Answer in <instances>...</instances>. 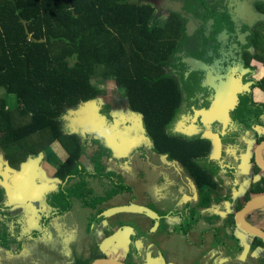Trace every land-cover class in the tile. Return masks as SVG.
I'll list each match as a JSON object with an SVG mask.
<instances>
[{
	"label": "trees",
	"instance_id": "16d2710c",
	"mask_svg": "<svg viewBox=\"0 0 264 264\" xmlns=\"http://www.w3.org/2000/svg\"><path fill=\"white\" fill-rule=\"evenodd\" d=\"M153 1L0 0V87L16 100L10 108L0 97V146L17 145L15 151L6 154L13 167L60 141L68 155L56 174L63 178L81 174V138L66 133L62 120L71 107L99 95L92 78L100 66L103 76L113 77L117 86L124 88L122 97L141 115L153 149L185 167L199 186L215 188L212 174L216 169L201 161L209 151L208 140L168 130L181 106L183 90L193 92L187 83L185 62L174 55L177 44L185 43L190 35L186 31L187 14L171 11L160 23ZM254 7L264 14V0H255ZM183 8L197 23L194 33L200 45L199 50L188 54L208 62L211 57H206L204 50L215 49L222 30L227 33L228 44L236 30L235 22L240 20L234 18L225 0H183ZM207 21H211L209 30ZM248 44L256 52L245 51L244 60L252 56L264 60V20L254 23ZM172 60L177 62L170 72ZM196 73L189 74L194 75V86L200 85L195 79L200 74ZM109 106L104 104L98 110L105 121L109 120ZM263 106L243 98L232 117L239 123L250 119L264 123ZM34 133L40 139L36 140ZM99 147L100 154L109 151L106 144ZM261 184L264 177L252 185L246 200L251 192H264ZM81 189L79 183L67 190L70 195L81 196ZM64 192L55 196L57 204L66 203ZM259 245L264 247V241L256 237L252 248ZM260 263L264 264V259Z\"/></svg>",
	"mask_w": 264,
	"mask_h": 264
},
{
	"label": "rangeland",
	"instance_id": "374dc122",
	"mask_svg": "<svg viewBox=\"0 0 264 264\" xmlns=\"http://www.w3.org/2000/svg\"><path fill=\"white\" fill-rule=\"evenodd\" d=\"M137 1L146 2L148 0ZM232 1L237 3V6L235 7L236 9H233L234 11L237 10V16L242 17L243 19H247L246 17L252 16L255 18L253 23L259 20H264V14L254 10L253 4L251 3L253 0ZM152 4L156 5V12L160 14L158 20L160 23L165 22L171 11H179L182 14L185 13L188 15L186 17L188 22V29L186 31L188 33L190 32V35L189 37H186L185 43L177 44L176 51L174 52L175 56L180 57L181 60L184 61L185 57L190 56L188 54L189 51L199 49V47L196 45L198 44V39L194 33L197 25L193 21L194 28L190 26V22L192 20L189 16H191V14L185 12L183 8V0H154ZM210 24L211 23H209L208 26H211ZM224 34L225 33L222 31V33H220L218 36L224 37ZM207 49L208 52L211 53L210 48ZM239 60V58L236 59L235 63H238ZM173 62L175 63L173 64ZM176 62L177 61L172 60V63L169 64L168 70L170 72L174 69V66H176ZM252 66H254L252 72L254 74H252V78H254L256 81L262 80L264 77V60H254ZM184 67H186V69L187 67L192 69V66H190L187 62H185ZM96 70L97 75L92 78V81L96 88L100 90L99 95L94 99L81 102L76 106L71 107L64 115L62 120L63 129L66 133L77 134L81 138L82 149L79 154V161L84 167V170L81 172V174H79V176L70 178H61L57 175L52 176L53 174H56L58 168L68 155L65 147L60 141H54L41 152L28 156L27 159L21 162L17 168L13 167L7 161L6 157V153L9 150L10 152L15 151L17 149V145L15 144L14 146H11V148H4L0 146V174H3L9 181L11 179L9 176L10 174H22L23 166L33 161L36 165L40 166V168L44 170L43 174L45 175L43 178L50 179L49 184L51 185V189H49L46 193L47 202L53 191L59 192L60 188L68 189L69 186L71 187L73 185L82 183V195L74 196L69 194V197L67 200H65L66 203L70 205L68 206L69 208L64 212L62 211L60 216L53 219L54 221H63V216H68V213L71 212H77V208H80L81 212H91L92 210V216H95V214H97V212L100 210L115 205L127 204L128 202L150 205V207L164 211L167 209L164 203L166 202L165 197L172 196V198H174L173 205L171 208L166 210L169 212L164 215V218H167L166 221L168 223H166L168 228L159 234V239L161 243L164 244L173 241L175 244L177 242V244L180 245L183 242L181 244L183 247H186L184 246L186 245L184 243V240L186 239V243H188L187 245H191V247H188V250L197 252L200 243L198 241V236H196L194 233L196 230L199 231L201 226L203 229L204 227L208 226L211 228L210 224L212 223L213 219L210 222H208L207 219H204V222L200 221L199 224L201 226L197 224L193 229L189 228V233L187 235L184 233L187 229L182 228V232H179V235H177L174 233L172 226L169 225V221H171L173 226L175 223H181V225H185L181 222V216L183 214L189 216H199L197 213L193 212L194 210L191 212L190 209L186 207V204L185 206L182 205L183 202H181L179 199V197L183 194L184 198L185 196L187 197L185 201H188V199H191L190 193L196 194L195 197H197V191L192 190V176H190L189 171L185 167L177 162H174L173 158L166 154L159 153L153 149L151 140L145 131L141 115L138 112L132 110L128 101L122 97L124 88L117 86L113 77L103 76L101 74L102 67L99 66V68ZM214 73H220V66L218 64H215L210 68L209 74ZM237 73H239L238 76L240 78H247V73ZM3 92L4 94L0 96H4L8 103V107L11 108L15 106V97L13 95H8L5 89H3ZM261 94L264 95L263 89H255L254 96H260ZM186 95H188V93L184 90L181 106L172 120V124L168 127V130L171 133L191 137L193 136V133L188 132L184 128H187L189 124H193L192 101L197 99L194 96L191 99L190 96L187 97ZM262 98L264 101L263 96ZM104 104L110 105L107 114L110 117V122L106 127L107 129L104 127L99 128L98 125L101 124V122L93 121V118L90 114V110H99V108H101V106ZM97 116L102 119V115L100 113ZM262 118L264 120V115H262ZM194 126H196V123L193 124V128L198 135L200 128ZM105 134L109 135V142L105 138ZM33 136H35L36 140L40 139L41 137L36 133H34ZM103 144H106L109 147V151L105 154H100L98 149L100 148L99 146H103ZM225 155L227 156V154ZM214 160L217 159L215 158ZM179 174H181V178ZM182 174H185L186 177ZM174 176L178 177L177 184L174 183ZM213 176L215 177V180L218 178L216 174H213ZM229 181L230 179L226 181V184L221 183L220 185L219 183L217 190L219 189L220 195H229L230 197L233 195L232 189L227 187V185H230ZM38 182L42 186L45 185L42 184L43 179L41 178H38ZM19 189L20 188L15 189L16 194H19ZM15 193L13 192L11 198L16 200ZM168 193H170L171 196H169ZM178 194H180V196H178ZM244 195H247V193L245 192ZM1 198L0 264H14V261L24 260V258L21 257V254H18L19 252L21 253V251H15V247L13 246L14 243H18V239L22 240L23 238H26L32 230L37 231L40 229V225L37 226V223L39 222V219L37 218V209L39 207L37 206V203H35V201L38 200V197L35 196L36 199L34 197V199L31 198L28 201L29 204H27V202H25V204H15V200L10 201L6 195H3V197L1 196ZM23 198L27 197L24 196ZM100 198L105 199L103 201H99ZM51 211L52 210L49 209L45 210L46 213H51ZM201 214H204V212H201ZM35 218H37L38 221ZM68 218L72 225L77 221L72 215H69ZM137 218V215H133L129 218V220L135 222ZM100 223L101 222H99V226L93 228V230H95L93 232L99 231L98 228L100 227ZM217 223L221 225V221H217L216 224ZM25 224L30 226L32 230H26ZM71 224L65 228L63 226L61 227L62 230H66L65 233L73 236L75 230ZM149 224L150 221L144 219L143 225L146 227ZM64 225L66 226V224ZM85 226H87V223H85ZM83 229H85V227H83L81 230ZM221 229L222 227H219V231ZM87 233L90 232L88 231ZM221 233L224 234H219V237H221L223 242L226 244V248L229 247V249H231L235 247L234 238H232V235H230L227 229L223 227ZM91 237L92 233L85 235L82 238L86 241L87 248L90 247V240L92 239ZM25 245L26 243L23 242L22 246L26 247L27 245ZM247 245L248 244L246 243H242V246L244 247L243 250L238 248L236 250L237 253H234V255L237 256L239 254L238 258L240 260L248 261V263L251 264H257L253 262L255 260H251L249 258L251 256L248 255L245 257V254L248 250L246 247ZM169 248L170 247L167 249ZM197 253L200 263L204 262L207 258L206 255L199 254V252ZM259 255L260 256H257L258 258L264 257V249H262V252H260ZM32 256L34 260H38V262L42 261L40 260L41 256L36 254H32ZM191 256L193 257V252H191ZM234 261L235 262L231 263L240 264L237 260ZM241 264H245V262H242Z\"/></svg>",
	"mask_w": 264,
	"mask_h": 264
},
{
	"label": "flooded vegetation",
	"instance_id": "af4514ba",
	"mask_svg": "<svg viewBox=\"0 0 264 264\" xmlns=\"http://www.w3.org/2000/svg\"><path fill=\"white\" fill-rule=\"evenodd\" d=\"M225 1L231 7V9H232L231 12L234 15V18L240 20L239 22H235L234 29H236V30L230 36L229 43L226 44L227 40H225V36L219 37L220 42L217 44V46L215 47L214 50H213V48L212 49L210 48L211 53H209L208 49L206 48L204 50L206 52L205 56L208 58H209V56L211 57V59L208 62H207V60H205L203 58L195 57L197 59H200L204 63H206L207 68H197V69H194V68L190 69V67L189 68L187 67V69H186V67H184V68H185V75L188 79L187 83H189V89L191 88V90H193L192 93H188V95H186V96L187 97L190 96L191 99L194 96L197 99V100L192 101V103H193L192 104V109H193V111H192L193 117L192 118H193V124L196 123L195 127L200 128V131L198 132V135H197V132H195V130L192 129L193 136H201L202 132H205L206 130H209V129L212 131H215V132H219L221 137L228 138L232 142V144H233L232 146H233V150H234L240 144H244L246 141H248L250 139V137L251 138L253 137L256 145L261 140H263L264 139V133L258 132V130H256V126L258 124H260L261 127L263 128L264 123H255V122H252V119L248 120L249 123L248 122L239 123V121L237 119H233V117H232L233 110H232L230 112V118H229L226 126H223V121L221 119L216 118V119H213L209 122H204L202 120V115L199 113H196V111H199L201 109H206L208 111L212 107V105L214 104L215 99H216V88L221 81H227L226 80L227 75L234 76V78L237 80H240V82L242 84V86H241L242 89L238 93L239 103H241V100L243 98H247L248 101H250L253 104L264 105V101H263V103H258L254 99L255 89L261 88L264 90V87H262L260 84L262 81H264V77L260 81L259 80L256 81L254 78H252L253 77L252 74H254V73H252L253 68H254V66H252L253 61L254 60L260 61V60H258L254 56L250 57V59H247V60H244V58H243L245 51L250 53V54H254L256 52L254 47H252L251 45L249 46V44H248V36L251 34L252 26L255 23V22L253 23L255 18L252 16H249V17H246L247 19H245V18L243 19L242 17L237 16V14H236L237 10L236 11L233 10V9H236L235 7L237 6V3L232 1V0H225ZM254 1L255 0H253V2L251 1V3L253 4L254 10L258 11L254 7ZM187 13H191V12H187ZM189 17L192 20L190 23L191 24L193 23L192 24V27H193L195 21L193 20L192 15ZM210 22L211 21L206 22L207 30H209L211 28L210 26H208V24ZM187 23H186V30L188 29ZM195 24L197 25L196 22H195ZM222 31L224 32V30H222ZM222 31L219 32V34L222 33ZM225 34L227 35L226 32H225ZM241 35H243V39L240 38ZM196 45L200 49V45H198V44H196ZM234 52H235V55H234ZM192 57H194V56H192ZM238 58L240 59L239 62L235 63L236 62L235 60ZM233 59H235V60H233ZM184 62H186V61H184ZM215 64H218L220 66V73L209 74L210 68L212 66H214ZM192 72H194V73L198 72L196 74H198V75L200 74L199 76H196V78H195V79H197V81L199 82L200 85L194 86L196 84L195 83L196 80H194V75L192 77L189 75ZM237 72H240V74H246L247 73L250 76L247 75V78L246 77L240 78L238 76L239 73H237ZM210 76H212V80L208 79ZM184 90H183V94H184ZM185 91H187V90H185ZM239 103L236 105V107L239 105ZM194 105H197V106H194ZM261 112H262L261 114L264 115V106L262 107ZM196 114H198V115L196 116ZM194 118H196V119L194 120ZM109 122H110V117H109V120L106 121L107 125ZM189 126H191V124H189ZM184 129L187 130L188 132H190V130L188 128H184ZM262 130H264V129H262ZM258 137H262V138L258 139ZM256 145H255V147H256ZM255 147H254V149H255ZM228 148L229 147L226 146L225 150ZM233 150L231 148L229 151H233ZM220 160H221V158H220ZM201 161H203V159ZM204 161L207 162V165L209 167H214L216 169L214 172L216 175H217V173L221 172V170L219 168H217V166H219L218 164H216L217 160L211 159L209 157V158H205ZM174 162H176V161H174ZM252 162L254 164L253 165L254 171L256 172L257 169L255 168V166H257V165L254 162V151H253ZM220 167H221V165H220ZM258 170H260V168H258ZM222 172H223V174L224 173L228 174V176L230 175L228 172V169H225ZM55 175L59 176L58 174H53L52 176H55ZM175 175H177V174H175ZM179 175L181 178V174H179ZM182 175L185 176V174H182ZM43 176L44 175H41V177H40L41 179H43L42 184H45V186H47L48 190L51 189V185L49 184L50 179H48V178L45 179V178H43ZM59 177H61V176H59ZM69 177L70 176H68L66 178H69ZM61 178H63V177H61ZM162 179H163V177H162ZM173 179H175L174 183L177 184L178 183V181H177L178 177L174 176ZM212 179H215L213 174H212ZM216 180H217V182H216ZM216 180H214V182L216 183L214 189H210V187L206 184L209 187V189H208L209 193H208V196H203L202 191L205 189V185L199 186L195 182V180L193 179L192 190L197 191V197H195L196 194L190 193L191 199H188V201H185V198H187V197L185 196V198H184L183 194L181 196H180V194H178V196H180L179 197L180 201L183 202L182 205L185 206V204H186V207H188L191 212L194 210L193 212H195V213L198 212L197 210L199 209V207H197V206H199L200 204H203L207 200H210L212 207L219 205V201H221V195H220L219 189L217 190V188L219 186L220 181L218 179H216ZM194 188H195V190H194ZM47 191L45 190V192L42 193L43 196L41 194L38 200H36V201L34 200L35 203H37V206L39 207L37 209V218L39 219L37 226L40 225V229L37 231H34V230H32V228L30 226L25 224V229L29 230V231L32 230V231L28 234V236L26 238H23L22 240L18 239V243H14L13 246L15 247L14 248L15 251L20 250L21 253L19 252L18 254H21V257L24 258L23 261L22 260L14 261L13 262L14 264H23V262H24V264H91L96 259H109V260L118 261V262H121L124 264H138L136 261V258L139 256L140 257L142 256L143 250L146 249L147 246H150L151 249H154L156 247V243H153L152 231H150V229H149V231L148 230L143 231V229H145V227L143 225L144 219L150 221L151 226H154L157 223H161L160 220L162 219V217L169 212L166 210L171 208V206L173 205V202H174V200H173L174 198H172L170 193H168V195L171 197H165L166 202H164V203H165L167 209H165L164 211H160L154 207H150V205L136 203V204L148 207L151 210H153L154 212H156L157 215L159 216L157 219H151L148 216H146L145 214H137V213H118V214H114V215L109 216V217L103 216V213L105 210L112 208V207L120 206V205H115V206H111V207H108L106 209L100 210L97 212V214H95V216H92L93 215L92 210H91V212H81L80 208H77L78 209L77 212L68 213L69 215L74 216L75 220H77L72 225L69 222V218H68L69 215L63 216V221H54L53 220L54 218L60 216L62 214V211L63 212L66 211L69 208L67 206H70L68 204H59V203L57 204L55 196L57 194H60V192L65 191L64 192L66 194L65 200H67V198L69 197L68 196L69 191L65 188L64 189L60 188L59 192L53 191L50 198L48 199V202L46 200L47 199L46 198ZM248 191H250V189ZM248 191L246 193H248ZM250 195H253V193L251 192ZM254 195L256 196V195H260V194H254ZM44 197H45V200H44ZM252 197H254V196H252ZM252 197H250V198H252ZM41 199H42V202H41ZM104 199L105 198H103L102 201ZM249 199H247V200H249ZM43 200H44V202H43ZM244 200H246V195H244ZM246 201H245V203H246ZM89 203H90V201H89ZM128 203H135V202H128ZM121 205H125V204H121ZM242 207L237 208V210H235L234 213L232 212V213H228L227 215L225 214L226 218H224L225 220L223 222L221 221V225L219 223H217L218 225L216 224V222L220 221V220L215 215H213V211H212V213H209L210 215L206 213L207 217H208L207 218L208 222L212 221V219H213L212 223L210 224L211 228L213 226H217V227H222V229H223V227H224L227 229L228 232L230 229L233 232L234 228H238L236 225V222H235V214ZM46 209L52 210L51 213H46L45 212ZM211 210H212V208H211ZM199 213L201 214V212H198L197 214L200 215ZM133 215L138 216V218L135 220V222L129 220V218L132 217ZM117 216H120V217H117ZM191 216L192 215H190L188 218H190ZM232 217L234 218V220H232ZM37 218H35V219H37ZM245 218L249 223H251L252 225H255L250 220V214L247 213L245 215ZM38 219H37V221H38ZM99 222H101L100 227L98 228L99 231L93 232V231H95V230H93V228L99 226ZM181 222L185 223L184 219H183V221L181 220ZM186 222H188V221H186ZM85 223H87V226H85ZM64 224H66V226ZM69 224H71V226L75 230V233L73 236L65 233L66 230H64V229L62 230L61 226H63L65 228ZM232 224H234V227L232 226ZM255 226L259 227L257 225H255ZM83 227H85V229L81 230ZM91 227H92V229H91ZM229 227H231V228H229ZM259 228H261V227H259ZM262 229H264V227ZM218 230H219V228H218ZM88 231L90 233H92V237H91L92 241L90 240V247L89 248H87L86 241L82 239L85 235L90 234V233H87ZM117 233L123 234V237L125 238V241L123 243L124 244L123 249H127L126 250L127 253H125L124 257L115 259V258H111L107 253L102 252V250L99 248L97 235L102 234L105 238L109 239L110 237L116 235ZM251 236L253 237V241H254V239L256 237L253 235H251ZM128 240H129V242H128ZM23 242L26 243V245H27V246L25 245L26 247L22 246ZM121 247H122V245H120L119 249H121ZM125 247H127V248H125ZM262 248L264 249V247H262ZM32 254H36L38 256H41L40 260H42V261L38 262V260H34ZM193 262H195V261H193Z\"/></svg>",
	"mask_w": 264,
	"mask_h": 264
},
{
	"label": "crops",
	"instance_id": "0c3cea01",
	"mask_svg": "<svg viewBox=\"0 0 264 264\" xmlns=\"http://www.w3.org/2000/svg\"><path fill=\"white\" fill-rule=\"evenodd\" d=\"M3 94H4L3 88L0 87V95ZM262 96L264 97V95L262 94L260 96L259 95L254 96V99L258 103H263ZM0 97L2 98L4 96H0ZM237 101L238 102L235 104L234 108H232L229 111V118H230V112L234 110L236 105L239 103L238 99ZM187 128L190 130V133H192V129H194L193 125L188 126ZM262 129L264 128H262L260 124L256 126V130H258V132L264 133V130ZM200 137L205 138L209 142V151L207 152L206 158L210 157L211 159L216 158L218 160L217 161L218 163L216 162V164L219 165L217 166V168L221 170L220 173H223L222 172L223 170L228 169V172L230 174L229 176L228 174L218 173L217 179L220 181V185L221 183L226 184V181L230 179L229 181L230 185H227V187L232 189L233 195L230 197L229 195L226 196L222 194L221 201H219V205L215 207H212L210 200H207L203 204H200L199 206H197L199 207L197 211L204 212L203 215L201 214L199 216H191L190 218H188L189 215L183 214L181 216V220L183 221L184 219L185 225H181V223L179 224L175 223L173 226L171 221H169V225L172 226L174 233L177 235H179V232H182L181 231L182 228L187 229L184 232L185 235H187L189 233V228L193 229L194 226L200 223V221L204 222L203 219H207L208 218L207 214L212 213V211H213V215H215L220 221L223 222L225 220L224 218H226L225 214L227 215L228 213H232V212L234 213V211L237 210V208L242 207L244 205L246 201L244 200L245 192H247L252 187V185H254V183L261 182L262 177L264 176V170L260 169V170H256V172L254 171V167H253L254 164L252 162V157H253L254 147L256 144L253 137L252 138L250 137L248 141H246L244 144H240L234 150H233L232 142L228 138L221 137L219 132H215L209 129L206 130L205 132H202ZM11 146L14 145L6 146L4 148H11ZM226 146H228L229 148L225 150ZM231 148L233 151H229ZM9 152L10 150L7 153ZM225 154H227V156ZM261 154L262 157L264 158V149L262 150ZM35 170H36V174H31L29 178L30 182H32V188L31 187L28 188L26 186L27 184L25 180L26 174H10L9 176L11 179L9 181L5 178L3 174H0V191H2V197L3 195L4 196L6 195L7 198L10 199V201L15 200L14 198H11V195L13 194V192L14 193L16 192L15 189L17 187H20L21 189H19L20 190L19 194L15 193V197H16L15 204H25V202H27L28 204V201L34 197V195H32L31 190L38 189L42 186L39 184L38 178H40L41 175H45L43 174L44 170L41 169L40 166L36 164H35ZM261 185L264 188V185L263 184ZM262 186L260 187L262 188ZM208 189L209 187L205 185V189L202 191L203 196H208L209 193ZM260 194H264V192ZM23 195L26 196L27 198H23L24 197ZM252 196L255 195L253 194L250 197ZM0 199H2L1 195H0ZM248 214H250L251 222H253L255 225L261 228L264 227V203H261L253 207L248 212ZM166 220L167 218H164L163 216L162 219L160 220L161 223H157L154 226H151L150 223L146 227L144 226L145 229H143V231L144 230L149 231V229L150 231H152L153 243H156V247L154 249H151L150 246H147L146 249L143 250L142 256L136 258L138 264H232L231 262H235L234 260H237L240 264L242 262H245V264H251L248 263V261L240 260L238 258L239 254L237 256L234 255V253L235 254L237 253L236 250L238 248L243 250L244 247L242 246V243L248 244L246 246L248 250L246 253L247 255L245 254V257L248 255L251 256L249 258L251 260H255L253 261L254 263H259L260 260L264 259V257L261 258L257 257L260 256L259 253L262 252L263 249L262 246L259 245L255 248H252L253 237L248 233L242 231L241 229L234 228L233 232L231 231V229L229 230L230 235H232V238H234V245H235V247L229 249V247L226 248V244L223 242L221 237H219L220 236L219 234L221 235L224 234L218 230L219 227L213 226L212 228H210L208 226V227H204L203 229L202 226L199 224L201 226L199 231L196 230V232L194 233L196 236H198L199 238L198 241L200 243L197 252H199V254H204L207 257L204 262L200 263V261L198 260V253L193 250H188V247H191V245H187L188 243H186L187 242L186 239L184 240V243L186 244L184 246L186 247H183L181 245L183 242L180 245H178L177 242L176 245L175 242L173 241L167 244L161 243L159 239V234L168 228L167 227L168 222ZM232 226L234 227V224H232ZM97 240L99 243V248L102 250V252L107 253L111 258H115V259L122 258L125 256V253H127L126 251L127 249H123L124 246L123 243L125 241L123 234L117 233L116 235L110 237L109 239L105 238L102 234H99L97 235ZM120 245H122L121 249H119ZM168 247H170L169 249L171 250L167 249ZM191 252H193V257L191 256Z\"/></svg>",
	"mask_w": 264,
	"mask_h": 264
},
{
	"label": "water",
	"instance_id": "95a60500",
	"mask_svg": "<svg viewBox=\"0 0 264 264\" xmlns=\"http://www.w3.org/2000/svg\"><path fill=\"white\" fill-rule=\"evenodd\" d=\"M192 27V24H190ZM190 27V28H191ZM243 39V35L240 37ZM243 42V41H242ZM184 61H186L192 68H207L206 63L201 61L200 59H197L192 56H188L184 58ZM209 80H212V76L208 78ZM227 81H221L217 88H216V99L212 107L207 111L206 109H201L199 111H196V113H199L202 115V120L204 122H209L213 119H221L223 121V126H226L228 120H229V111L234 108L235 104L238 102V93L242 89V84L240 80H237L232 75L226 76ZM90 114L93 118V121L101 122V124L98 125L99 128L104 127L107 129V123L102 118L100 119L97 115H99L98 110L92 109L90 110ZM198 114H196L197 116ZM196 118H194L195 120ZM105 138L107 141L109 140V135L105 134ZM109 142V141H108ZM132 143V142H131ZM264 149V139L261 140L254 149V162L257 165L258 168L261 170H264V158L262 157V150ZM24 168V169H23ZM23 173L25 175L26 180V186L28 188H32V182H30V176L31 174H36L35 170V163L32 161L27 165L23 166ZM20 188V187H17ZM21 189V188H20ZM47 191V186H41L38 189H32V195L36 197H39L42 193ZM13 195V194H12ZM11 195V197H12ZM261 203H264V194L256 195L249 200L246 201V203L243 205V207L236 212L235 214V222L238 228H240L242 231L253 235L255 237L261 238L264 241V229L256 227L255 225H252L249 223L245 215L256 205H259ZM118 213H137V214H145L151 219H157L159 216L156 212L151 210L148 207H145L143 205H139L136 203H128L125 205H120L116 207L109 208L104 211L103 216H112L114 214ZM91 264H124L118 261H113L109 259H96Z\"/></svg>",
	"mask_w": 264,
	"mask_h": 264
}]
</instances>
